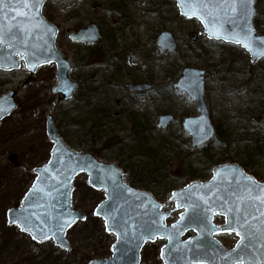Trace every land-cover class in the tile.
Listing matches in <instances>:
<instances>
[{
    "label": "rangeland",
    "instance_id": "1",
    "mask_svg": "<svg viewBox=\"0 0 264 264\" xmlns=\"http://www.w3.org/2000/svg\"><path fill=\"white\" fill-rule=\"evenodd\" d=\"M255 9L257 17L260 11ZM42 14L57 28L56 47L70 61V76L79 87L70 100L58 103L52 91L57 83L54 65L38 68L25 86L22 83L28 71L24 67L0 71V97L16 90L17 102V109L0 123V264H88L92 259L111 257L115 236L106 233L102 220L93 216L104 192L88 187L85 174L73 182L76 189L71 205L86 215V220L67 231V251L56 247L52 240L36 243L16 226L6 225V211L20 206L34 181L33 169L48 160L51 143L45 134V120L50 114L60 133L72 140V148L96 152L104 162L119 165L127 183L136 179L133 187L149 191L163 202V211L171 212L167 225L176 222L180 213L169 202L171 191L191 181L209 180L220 165L238 163L264 183V160L252 158L253 168L245 166L243 160L245 154L254 151V145L264 144V118L260 119L264 112V59L252 64L238 45L205 36L191 43L188 35L198 33L201 27L197 21L181 16L173 0H48ZM90 22L100 25V42L88 47L68 40L69 33ZM163 31L170 32L177 41L175 52L161 53L157 49L155 38ZM255 33L264 35V27ZM99 47L103 48V58L96 60L91 52ZM184 68L204 71V100L211 121L231 141L224 149L215 143L217 137L204 149H189L190 137L181 122L198 113L194 102L174 88ZM130 82H149L153 88L133 94L127 88ZM93 106L117 114L108 123L116 141L125 144L122 154L115 145L105 144L110 135L103 138V144L92 147L86 144L92 137L85 134L86 125L73 128L90 118ZM131 113L146 119V146L155 150L148 157L132 150L131 124L118 118L119 114ZM160 115L174 117L166 129L157 128ZM112 136L109 143H115ZM159 143L163 145L161 149ZM11 155L17 156V166L9 162ZM188 166L196 174L186 173ZM214 223L222 224L223 218L215 216ZM192 234L186 233L185 237ZM216 237L226 249L237 242L232 233ZM165 243L159 239L147 242L140 253V264H162L159 250Z\"/></svg>",
    "mask_w": 264,
    "mask_h": 264
},
{
    "label": "water",
    "instance_id": "2",
    "mask_svg": "<svg viewBox=\"0 0 264 264\" xmlns=\"http://www.w3.org/2000/svg\"><path fill=\"white\" fill-rule=\"evenodd\" d=\"M47 1L3 0L0 3V35L4 37V44H0V71H16L23 63L29 72L26 81L22 83V86H25L31 83L32 76L38 68L54 65L57 83L52 91L57 95V101H66L72 98L77 83L69 78L71 71L69 60L55 48L57 28L42 15V8ZM173 1L179 9V14L186 19H197L203 27L202 33L209 38V29L201 20L205 19V22L210 20L211 17L207 16L208 11L213 10L217 4L222 5L223 0ZM197 5L205 7L199 8L197 15L189 18L188 13ZM220 16L227 21L222 11ZM234 27L232 23L225 22V34L231 32ZM242 27L241 24L240 28ZM68 37L73 43L93 45L101 39V33L91 24L71 32ZM196 38V34L191 36L192 41ZM253 39L264 40V36H257L253 31ZM211 40L237 45L223 40ZM174 41L172 34L168 32H163L156 38L161 51H173ZM239 47L248 54L250 63H257L264 58V55L254 57L244 47ZM255 47L259 48L260 45L256 44ZM202 75V71L186 68L181 73L182 78L174 85L187 94L198 112L197 116L187 117L181 123L182 129L190 135L191 150L203 147L215 134L210 113L203 101L205 90ZM131 88L142 92L149 89V86L136 85ZM15 96L16 90H11L0 97V122L17 109ZM173 119L168 115L160 116L157 127L165 128ZM45 134L51 143L49 159L41 167L33 169L36 177L24 194L20 206L6 211V225L16 226L21 233L27 234L36 243L52 240L56 247L67 251L69 249V243L65 238L67 231L75 223L85 221L83 213L71 210L73 181L78 175L85 174L89 187L105 191V199L95 207L93 214L103 221L105 231L115 236V241L110 247L111 257L92 260L89 264H140V252L144 245L157 239L166 241L159 250L162 264H234L238 255L234 250L240 243V238L232 233L237 237V242L229 250L215 237L229 233L221 230L233 226L228 221L233 220L234 216L218 213L228 207L238 206L241 212L237 215L249 213L258 217L260 215L255 210L258 201L241 202L239 197L246 196L250 187L244 177L251 178L259 185V188L253 187V195L260 194L264 184L244 173L235 164H223L213 170L208 181L193 182L172 191L170 202H174L173 210L180 213L176 222L167 225L166 220L171 212H162L163 202L155 201L146 191L131 189L117 164L104 162L94 152H78L67 145L55 126L53 114L46 117ZM201 139L202 143L199 142ZM16 158V155H11L9 162L17 166ZM232 169L239 171L234 172ZM215 215L224 218L222 225L214 223ZM202 220L206 221L207 226L201 223ZM65 221H70V224H65L61 229L60 225ZM22 228L26 230L22 231ZM210 228L213 229L211 234ZM188 232H192L193 235L185 238ZM33 236L37 239H33ZM254 242L256 248L245 255L249 258L255 257L258 261L260 256L264 255V249L260 248L259 242ZM239 251L244 253L243 249Z\"/></svg>",
    "mask_w": 264,
    "mask_h": 264
},
{
    "label": "snow or ice",
    "instance_id": "3",
    "mask_svg": "<svg viewBox=\"0 0 264 264\" xmlns=\"http://www.w3.org/2000/svg\"><path fill=\"white\" fill-rule=\"evenodd\" d=\"M2 2L3 0H0V3ZM253 4L254 0H223L222 5L217 4L213 10L207 13V16L211 17V19L207 20V22H205V19L201 20L202 23H205V27L209 29V38L233 42L238 46L244 47L247 51L251 52L254 57L264 55V40L256 41L253 39L254 29L252 24L255 16ZM201 7H205V5L193 6V10L188 13L189 18L197 15ZM221 11L223 12V16L227 17V21L221 18ZM217 21H219V23ZM225 22H230L235 26L231 32L226 34L224 30ZM241 24L243 25L242 28H240ZM237 28L240 30L237 31ZM0 44H4L3 35H0ZM256 44H259L260 47H255ZM206 135L207 134H205V138ZM199 142L202 143L203 139ZM231 171L235 172L239 170L232 169ZM244 179L249 182L250 187L248 189V194L239 197V199L241 202L245 200L249 202L258 201L255 210L259 212L260 215L259 217L252 213L237 215L241 212L240 207H228L218 214L226 216L232 214L234 219L229 220L228 223L233 226L222 229L221 231L235 233V235L240 238V243L234 250L238 253L234 264H264V255H261L258 261L255 257L249 258L245 255V253L256 248V243L254 241L259 242L260 248L264 249V219H261L264 217V208L261 207L264 206V189H260V194L253 195V187L259 188V185H256V182L249 177H244ZM181 219L183 220L184 217L182 216ZM253 221L257 223L253 224ZM201 223H205V226H207L205 220H202ZM65 224H70V221H65L64 224L60 225V228L62 229ZM237 225L238 227H236ZM21 230L24 231L26 229L22 228ZM212 230L211 228L209 229V234H211ZM33 239H37L36 236H33ZM169 240L171 242V237H169ZM241 249L244 250V253H240L239 250Z\"/></svg>",
    "mask_w": 264,
    "mask_h": 264
},
{
    "label": "trees",
    "instance_id": "4",
    "mask_svg": "<svg viewBox=\"0 0 264 264\" xmlns=\"http://www.w3.org/2000/svg\"><path fill=\"white\" fill-rule=\"evenodd\" d=\"M255 7L259 9L260 13L259 15L256 17L255 20V24L257 26V30H262V28L264 27V0H255ZM262 19H261V18ZM91 56H95L97 58H95L96 60L100 59V56H103V48L99 47L98 49H96L94 52H91ZM103 58V57H102ZM90 100V99H89ZM87 102V101H86ZM85 102V103H86ZM88 104V102H87ZM117 114L115 115H111L110 112L103 110V107H99L98 106H93L92 109V113L90 115V118H86V121H81L77 122L76 125L73 126L74 129L78 128V125H86V135L90 134L92 135L91 139H89L88 142H86V144H90L92 147L101 142L103 144V138H107L110 135V138L108 140H106L105 144H109L110 147L112 145H115V149H117V151L121 152L119 154H122L123 150H124V145L123 143H121L120 141H116V137L112 136V132L110 129L111 127L109 126L108 120L109 118H113L115 117ZM123 117L126 121H128L131 124V131L134 132V138L131 141V144L133 145L132 150L134 152L139 153L140 155H146V157H148L149 153H154L155 150L151 149L150 147L146 146L147 143V139L145 140L146 134H148V130L145 126V118L144 116H142L139 113H131V114H119L118 118ZM69 128L71 126H68ZM60 133V131H59ZM61 136L63 137V139L66 140V135H63L62 133H60ZM217 136H218V141H216L215 143L218 144L220 149H224L228 143H230L231 141H229L230 139L228 137H224L220 134V132L217 130L216 132ZM111 136L113 137V139H115V143H109ZM67 144H71V139L66 140ZM254 151L251 152V154H245L243 157L244 160V164L246 166H249L251 168H253L254 166L252 164H250V160L256 159V160H264V144L262 142H260V146L258 144L253 146ZM204 149V148H202ZM245 149V148H244ZM102 150L98 149L97 152H101ZM96 153V152H95ZM143 156V157H144ZM192 166H188V168L185 169L186 173H189L190 176H193L194 174H196V172L193 170ZM135 178V177H134ZM133 183L136 182V179H133L132 181Z\"/></svg>",
    "mask_w": 264,
    "mask_h": 264
},
{
    "label": "bare ground",
    "instance_id": "5",
    "mask_svg": "<svg viewBox=\"0 0 264 264\" xmlns=\"http://www.w3.org/2000/svg\"><path fill=\"white\" fill-rule=\"evenodd\" d=\"M174 3H175V1H173ZM175 7H176V9H177V11H178V13H179V9H178V7L176 6V3H175ZM255 9V8H254ZM255 13H256V9H255ZM109 16H111V14H109ZM188 20H194V21H197L198 23H199V25H200V27H201V30L198 32V33H192V34H190V35H188V37H189V41L191 42V43H195L196 41H197V39L199 38L198 36H205L206 37V39H208V40H211V39H209V38H207V36H206V34H204V33H202V31H203V27L201 26V24H200V22L197 20V19H188ZM255 20H256V16H254V18H253V28H254V34L255 35H257V36H264V35H259V34H256L255 33V30L257 29V26H256V24H255ZM49 22V21H48ZM50 23V22H49ZM95 25L97 28H98V30H99V32L101 33V39L99 40V41H97L95 44H97L98 42H100L102 39H103V34H102V30H101V27H100V25L99 24H97V23H93V22H90V23H88V24H86L84 27H86V26H88V25ZM163 32H168V31H163ZM163 32H161V33H163ZM160 33V34H161ZM168 33H170V32H168ZM70 34V33H69ZM193 34H196L197 35V37L198 38H196L194 41H192L191 40V36L193 35ZM69 36V35H68ZM157 38V37H156ZM156 38H155V45L157 46V49L159 50V52H161V53H172V52H175V50L177 49V46H178V43H177V41L175 40L174 41V43H175V48H174V50L173 51H168V50H165V51H161L160 50V48H159V46L157 45V43H156ZM68 40L70 41V42H72L70 39H69V37H68ZM73 43V42H72ZM74 44H79V43H74ZM95 44H93V45H86V44H81V45H84V46H88V47H91V46H94ZM55 48H56V50H58V48L56 47V43H55ZM59 52H61L60 50H58ZM61 54L63 55V57L66 59V57L64 56V54L61 52ZM69 63H70V61H69ZM70 65H71V63H70ZM21 67H24V64L22 63V65H21ZM25 68V67H24ZM26 69V68H25ZM71 69H72V66H71ZM184 69H186V68H184ZM183 69V70H184ZM182 70V71H183ZM196 70H198V71H202V70H199V69H196ZM182 71H181V73H182ZM203 72V75H202V77H203V79H204V71H202ZM35 74V73H34ZM34 76V75H33ZM32 76V77H33ZM69 78H70V80L71 81H75V80H73L72 78H71V76H69ZM182 78V76H181V74H180V77H179V79L177 80V82H176V84L178 83V81L180 80ZM76 83H77V87H76V89L74 90V92L72 93V96L75 94V92L77 91V89H78V87H79V84H78V82L77 81H75ZM136 85H144V86H149V89H147V90H144V91H142V92H138V91H134V90H132V86H136ZM127 88L129 89V91L131 92V93H133V94H141V93H144V92H148L149 90H151L152 88H153V85L151 84V83H149V82H130V83H128L127 84ZM174 88H175V86H174ZM175 89H177V88H175ZM177 91L178 92H180V93H183L190 101H192L188 96H187V94L185 93V92H183V91H180L179 89H177ZM204 96H205V93H204ZM204 96H203V101H204V104H205V107L207 108V111L210 113V111H209V109H208V106H207V104H206V102H205V100H204ZM63 101H65V100H61V101H57L58 103L59 102H63ZM193 102V101H192ZM103 110H104V108H103ZM108 112H109V110H107ZM160 116H167V115H160ZM159 116V117H160ZM168 116H172L173 117V115H168ZM262 116H264V112L262 113ZM262 116H260V119H263L264 117H262ZM254 119V118H253ZM53 120H54V123H55V126H56V128L58 129V127H57V125H56V122H55V119H54V115H53ZM146 120V119H145ZM210 121H211V119H210ZM256 121H258V119L256 118ZM171 124V122L165 127V128H161V127H157L158 129H166L169 125ZM211 124H212V126L214 127V130H215V134H214V136L212 137V139L209 141V142H207L206 144H204L203 145V147H201V148H199V149H202V148H204V147H206V146H208V145H210V144H212L213 142H214V140H215V138L217 137L218 138V136H217V134H216V132H217V130L220 132V134L222 135L223 134V132H221L220 131V129H219V126H215L214 124H213V122L211 121ZM59 131V130H58ZM189 137H190V135L186 132V131H184ZM61 135V134H60ZM63 138V137H62ZM64 140V139H63ZM191 140V139H190ZM190 140H189V149H190ZM65 141V140H64ZM230 141V140H229ZM65 143L67 144V142L65 141ZM67 145H69V144H67ZM70 146V145H69ZM163 145H162V143L160 144L159 143V145H158V148L159 149H161V147H162ZM71 147V146H70ZM51 149V148H50ZM74 149V148H73ZM199 149H196V150H199ZM75 150V149H74ZM191 150V149H190ZM76 151H78V150H76ZM192 151H195V150H192ZM78 152H85V151H78ZM49 153H50V151H49ZM48 159H49V156H48ZM48 161V160H47ZM45 164V163H44ZM43 164V165H44ZM231 164H235V165H237V166H239L242 170H243V172L244 173H247V171H245V169L240 165V164H238V163H229V165H231ZM245 165V164H244ZM122 171H123V178H124V180H125V172H124V170H123V168H121L119 165H117ZM246 166V165H245ZM248 175H250L251 177H253L254 179H256L255 178V176H253L252 174H250V173H248ZM75 180V179H74ZM257 180V179H256ZM258 181V180H257ZM74 182V181H73ZM126 182V181H125ZM193 182H197V181H191V182H189L188 184H190V183H193ZM199 182H206V181H199ZM259 182V181H258ZM127 183V182H126ZM133 183V182H132ZM132 183H127L128 184V186L131 188V189H134V190H139V189H136L135 187H133V185H132ZM261 183V182H260ZM86 184H87V186L89 187V185H88V183L86 182ZM73 185V184H72ZM187 185V184H186ZM185 185V186H186ZM74 187V186H73ZM91 188V187H90ZM74 189H76V187L74 188ZM92 189V188H91ZM94 190V189H93ZM74 191V190H73ZM95 191H97V190H95ZM100 191H103L104 192V195H105V191L104 190H100ZM142 191H144V190H142ZM146 192H148L150 195H151V197L155 200V201H157V202H160L157 198H155V196L151 193V192H149V191H146ZM171 193H172V191H171ZM170 198H171V195H170V197H169V202H170ZM104 199H105V197H104ZM103 199V200H104ZM102 200V201H103ZM174 203V202H173ZM71 210L72 211H76V210H74L73 208H72V205H71ZM93 216H94V214H93ZM215 216H218V215H215ZM215 216H214V219H215ZM94 217H96V216H94ZM219 217H221V216H219ZM223 218V217H222ZM100 219V218H99ZM85 220H86V215H85ZM84 222V221H83ZM103 222V221H102ZM77 223H79V222H77ZM223 223H224V218H223ZM222 223V224H223ZM76 224V223H75ZM167 224V223H166ZM222 224H220V225H222ZM171 225V224H170ZM216 225H218V224H216ZM220 225H218V226H220ZM106 232V231H105ZM107 233V232H106ZM193 235V234H192ZM192 235H190V236H192ZM220 235V234H219ZM187 237H189V236H187ZM216 237V236H215ZM66 238V237H65ZM186 238V237H185ZM217 238V237H216ZM218 240V239H217ZM47 241V240H46ZM219 241V240H218ZM54 244V243H53ZM110 252H111V250H110ZM107 259V258H106ZM92 260H101V259H92ZM92 260H90V261H92ZM104 260V259H103ZM89 261V262H90ZM89 262H88V264H89Z\"/></svg>",
    "mask_w": 264,
    "mask_h": 264
}]
</instances>
